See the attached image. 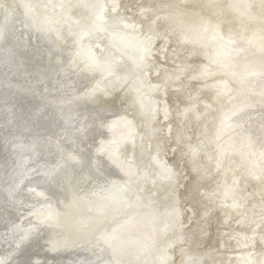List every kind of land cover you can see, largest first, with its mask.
I'll return each mask as SVG.
<instances>
[{
    "label": "water",
    "instance_id": "obj_1",
    "mask_svg": "<svg viewBox=\"0 0 264 264\" xmlns=\"http://www.w3.org/2000/svg\"><path fill=\"white\" fill-rule=\"evenodd\" d=\"M17 264H264V0H23Z\"/></svg>",
    "mask_w": 264,
    "mask_h": 264
}]
</instances>
